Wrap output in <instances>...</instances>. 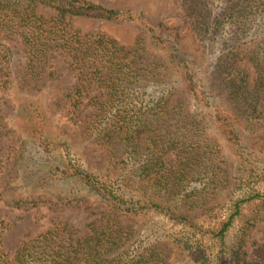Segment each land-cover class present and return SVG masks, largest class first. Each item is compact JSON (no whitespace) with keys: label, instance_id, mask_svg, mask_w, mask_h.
<instances>
[{"label":"trees","instance_id":"1","mask_svg":"<svg viewBox=\"0 0 264 264\" xmlns=\"http://www.w3.org/2000/svg\"><path fill=\"white\" fill-rule=\"evenodd\" d=\"M177 2L203 53L213 50L205 59L182 49L178 27L141 12L89 0H0V93L19 123L13 131L0 115V146L9 140L0 183L29 184L5 201L57 211L94 197L106 206L86 235L59 217L14 255L2 244L12 224L0 218V264H172L173 254L184 264H264V237L255 238L264 222V0ZM76 17L141 32L126 45L83 31ZM12 39L26 51L19 72ZM58 56L75 77L60 118L105 152L95 167L54 122ZM33 83L40 92L30 97ZM179 87L188 100L173 103ZM64 182L72 189L46 195L48 183ZM74 185L86 195L71 193Z\"/></svg>","mask_w":264,"mask_h":264},{"label":"rangeland","instance_id":"2","mask_svg":"<svg viewBox=\"0 0 264 264\" xmlns=\"http://www.w3.org/2000/svg\"><path fill=\"white\" fill-rule=\"evenodd\" d=\"M96 4L122 11L132 10L135 12H141L153 22H163L171 27H178L182 36L181 45L182 49L194 56H197L200 60L205 59L208 53L213 50L209 48L207 54L203 53V48L200 47L193 33L184 27L182 17L180 15V8L177 0H89ZM46 15H51L50 9H41ZM76 26L80 27L83 31H102L111 36H114L119 41L126 45H131L140 34L141 29L129 22H116L105 21L94 18L76 17L74 19ZM9 44V50L11 52V66L14 71L22 70L26 62V51L24 45L20 41L12 39ZM65 59L58 56L52 60L54 63L53 70L60 74L55 84L49 87L50 89V105L53 112L54 122L61 121V125L65 133L74 141L75 151L83 153L86 158V163L95 167L105 158V152L102 151L96 144L87 141L82 133L70 123L65 122L60 117V107L62 106L63 92L67 87L74 84L75 77L70 71ZM209 68L207 67V71ZM28 81V79L23 78ZM24 85L23 88L27 89L24 82H20ZM39 87L33 85L28 93L30 97L36 96L40 91ZM190 92L187 87H179L173 96V103L179 100H188ZM38 96V95H37ZM0 115L7 118L5 121L8 123V127L11 130L19 129L18 118L16 115L15 107L11 103L9 95L0 93ZM56 124V123H55ZM240 134L247 138L249 135L244 129H239ZM253 138V137H249ZM8 138L2 142L0 146V158L7 151V145L9 143ZM29 185V184H27ZM27 185H23L22 180L16 182L9 189H3L0 183V218L10 222L11 228L7 230L2 236V244L5 249L9 250L11 254L19 249L20 245L31 238L36 237L41 232L51 229L58 221L59 217L68 219L76 228H78L80 235H86L92 224L98 223L101 213L106 211V206L94 197H89L87 201H84L78 206H71L54 211L47 206H42L33 209H15L5 201V198L13 199L18 197L19 194L26 195L28 192ZM72 189V184L69 182L55 183L54 186L50 183L47 184L46 195H57V192L69 191ZM76 195H86V191H81L75 185L71 193ZM37 193H41L37 190ZM128 222L127 224H131ZM264 237V222L260 224L255 231V238ZM172 264H184L176 255L171 257Z\"/></svg>","mask_w":264,"mask_h":264}]
</instances>
